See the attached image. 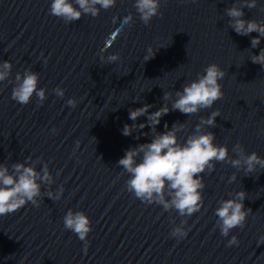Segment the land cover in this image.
<instances>
[{"label": "water", "instance_id": "1", "mask_svg": "<svg viewBox=\"0 0 264 264\" xmlns=\"http://www.w3.org/2000/svg\"><path fill=\"white\" fill-rule=\"evenodd\" d=\"M233 3L243 0H161L162 15L145 25L135 0H117L96 17L83 15L67 24L50 14V0H0V62L13 64L12 75L0 83V163L11 168L30 156L38 170L47 163L55 180L51 189L42 186L39 206L29 202L0 216V264H264V169L245 176L216 162L214 171L203 173L204 207L181 217L137 199L126 187L129 174L117 165L125 149L149 142L152 135H122L124 125L133 123L129 108L148 103L149 111L157 110L164 92L174 97L212 63L226 73L220 81L224 96L190 116L170 111L157 130L164 131L165 121L169 127L185 122L178 133L183 141L201 116L218 109L216 125L206 129L215 133V142L227 144L233 157L237 142L264 157V67L250 59L264 48V39L252 48L258 33L241 36L229 26L225 10ZM244 12L246 19L264 21V0ZM129 14L133 23L109 47V34ZM149 46L155 55L144 61ZM102 49L105 57L118 52L120 60L102 61ZM25 69L38 72L40 87L48 89L43 105L35 96L27 105L11 98L15 75ZM57 86L65 90L63 98L52 91ZM73 97L75 108L67 104ZM145 121L140 117L136 123ZM234 172L237 180L229 184ZM61 185V199L46 196ZM239 190L248 194L244 204L252 212L243 228L224 237L216 226L217 201ZM69 209L90 218L87 252L85 241L64 228ZM183 219L191 230L178 240L170 232ZM231 235L238 237V246H228Z\"/></svg>", "mask_w": 264, "mask_h": 264}, {"label": "clouds", "instance_id": "2", "mask_svg": "<svg viewBox=\"0 0 264 264\" xmlns=\"http://www.w3.org/2000/svg\"><path fill=\"white\" fill-rule=\"evenodd\" d=\"M117 0H50L49 12L51 15L61 18L70 24L78 21L83 15L96 17L101 9L107 10L114 7ZM258 0H243L241 5L233 3L227 8L226 15L229 18V26L241 36H248L253 32L258 36L251 39V47H259L264 39V21L245 18V8H255ZM139 19L145 25L150 24L153 17L160 16L161 0H135L134 4ZM118 17L112 18L116 24ZM132 14L124 16L120 20L121 28L109 34L106 39L110 47L124 26L133 23ZM162 47V46H161ZM156 51V50H155ZM155 51L151 46L147 49L144 61L154 57ZM106 51L99 50L100 59L108 63L120 60L118 52L110 53L105 57ZM251 61L264 67V48L258 55L252 54ZM13 64L10 60L0 62V83L8 80L12 75ZM226 73L216 63L209 64L196 79L185 83L182 90L174 93L164 92L163 105L155 111H149L153 105L145 103L135 109L129 108L128 119L132 124H125L122 135L131 136L133 132L148 136L149 142L140 143L125 149L124 155L118 160L123 173L129 174L126 181L127 190L134 196L147 204H158L165 211L176 210L181 217H191L204 207L203 189L206 187L203 173L215 170L216 162L230 164L237 171H243L245 176L254 173L257 169H264V157L253 151L248 153L244 146L237 142L232 148L236 154H230L227 144L216 143V135L206 130L216 125V118L221 115L220 111L213 110L207 116H201L195 125L194 131L181 141L178 133L185 129V122H174L171 127L167 121L164 122V131H158L164 116L170 111L179 110L188 116L199 113L203 109L212 108L214 103L224 96L223 85L220 82ZM12 83V81H9ZM56 96L63 98L65 90L57 86L52 90ZM37 98L39 105H43L48 97V89L40 87V74L31 69H25L22 73L17 72L11 92V98L18 104L27 105L33 97ZM139 101V99H135ZM170 102V103H169ZM76 98L67 100V104L73 108L77 106ZM146 117L145 122L136 123L138 118ZM146 127L150 132H142ZM57 130L52 129L55 133ZM264 134V130H261ZM135 139L139 140L140 135ZM237 180L236 172L228 179L231 184ZM55 183L54 177L47 163L38 170L37 162H32L29 156L25 162H17L11 165L0 163V216L14 213L23 208L29 202L39 206V197L42 195V186L47 184L49 189ZM64 187L61 185L55 192L48 190L46 196L53 200L61 199ZM247 193L243 190L230 193V198H221L217 201L215 208L217 217L216 226L224 237H228L234 228L245 226L249 214L252 212L245 208ZM187 219H183L179 225L171 229L170 235L174 238L183 239L189 234L190 228H186ZM64 228L77 234L81 241H85L84 251L88 250L87 237L92 231L89 216L83 210L69 209L63 217ZM264 243V236L260 237ZM228 246H238L239 239L231 235Z\"/></svg>", "mask_w": 264, "mask_h": 264}]
</instances>
